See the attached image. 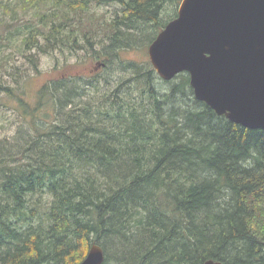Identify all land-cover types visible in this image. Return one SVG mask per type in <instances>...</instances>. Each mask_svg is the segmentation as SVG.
Wrapping results in <instances>:
<instances>
[{
	"label": "trees",
	"instance_id": "obj_1",
	"mask_svg": "<svg viewBox=\"0 0 264 264\" xmlns=\"http://www.w3.org/2000/svg\"><path fill=\"white\" fill-rule=\"evenodd\" d=\"M181 1L0 0V63L36 71L69 50L101 65L31 105L0 78L23 111L0 138V264H79L93 245L102 264H264V130L197 101L186 73L121 59Z\"/></svg>",
	"mask_w": 264,
	"mask_h": 264
},
{
	"label": "water",
	"instance_id": "obj_2",
	"mask_svg": "<svg viewBox=\"0 0 264 264\" xmlns=\"http://www.w3.org/2000/svg\"><path fill=\"white\" fill-rule=\"evenodd\" d=\"M148 57L161 80L186 73L197 101L236 125L264 130V0H182ZM103 262L93 245L79 264Z\"/></svg>",
	"mask_w": 264,
	"mask_h": 264
},
{
	"label": "rangeland",
	"instance_id": "obj_3",
	"mask_svg": "<svg viewBox=\"0 0 264 264\" xmlns=\"http://www.w3.org/2000/svg\"><path fill=\"white\" fill-rule=\"evenodd\" d=\"M117 9H119L117 6H110L96 11L100 16L109 19ZM148 47L143 50L123 51L121 59L138 63L149 62ZM68 52L69 50H65V53L56 52L52 55H40L36 71L34 67L22 59L15 64L19 67L18 73L10 69L12 63L10 65L0 63V78L2 77L8 82L7 84L18 89L16 94L23 97L25 103L34 104L41 87L49 82L68 77L90 78L93 76V70L97 64L87 58V53L78 51L70 55ZM99 64L96 69L101 67ZM17 76L18 82L16 83L13 79ZM17 100L19 101V99ZM22 115V107L16 100L0 94V138L11 140L16 136L17 129L22 122Z\"/></svg>",
	"mask_w": 264,
	"mask_h": 264
}]
</instances>
